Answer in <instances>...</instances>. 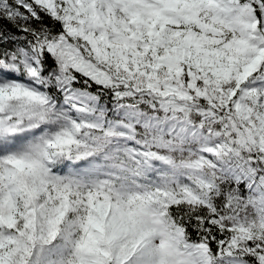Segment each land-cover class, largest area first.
Returning a JSON list of instances; mask_svg holds the SVG:
<instances>
[{"label":"snow or ice","instance_id":"6c2138e0","mask_svg":"<svg viewBox=\"0 0 264 264\" xmlns=\"http://www.w3.org/2000/svg\"><path fill=\"white\" fill-rule=\"evenodd\" d=\"M0 264H264V0H0Z\"/></svg>","mask_w":264,"mask_h":264}]
</instances>
